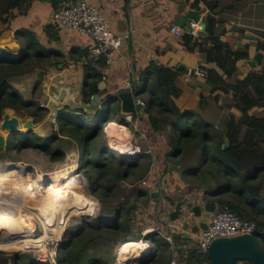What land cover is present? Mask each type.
I'll use <instances>...</instances> for the list:
<instances>
[{"label": "trees", "instance_id": "obj_1", "mask_svg": "<svg viewBox=\"0 0 264 264\" xmlns=\"http://www.w3.org/2000/svg\"><path fill=\"white\" fill-rule=\"evenodd\" d=\"M33 1L35 0H0V38L13 30L12 11L18 10L20 16H23ZM54 5L56 7L57 2H54ZM3 15L10 19L4 18ZM205 22L208 37L200 40L185 34L184 47L189 52L200 49L204 55V63L215 64L217 69H208V79L214 84L211 93L221 90L230 94L228 82L235 76L237 64L250 58L252 45L247 42L242 48H237L234 39L223 42L221 37L225 36L226 32L217 30L223 21L208 15ZM257 41V47L264 52V40L257 38ZM8 46V49L0 46V79L1 75L4 76L0 80V120L2 110L7 107L15 109L19 114L34 117L41 111L39 105L24 101L15 90L5 87V82L28 71L19 70L18 67L16 70L11 66L17 63L14 61L15 54L19 55L23 50L20 54L24 56L20 62L26 67L33 63L35 55L31 50L38 44L33 37H27L22 47L16 43ZM36 57L40 58L39 62L45 64L50 58L47 53H37ZM55 64L52 63L51 66ZM144 73L147 76L144 92L149 98L145 109L147 116L143 118V122L147 137H156L160 149L163 150L159 149V158L164 159V163H158L159 166L166 168L165 162V165L171 164L170 170L179 166L181 180L185 184L197 185L205 191V195L212 197V203H217L220 207L229 206L241 219L256 222L258 229L255 235L258 240L260 233L264 231V221L261 223L258 219L263 215L260 204L264 203V116L258 117L252 113L260 107L264 108V74L252 71L243 81L238 82L229 107L239 111L240 115L232 116L225 133H221L200 114L193 111L181 112L177 107L175 99L182 93L177 85L181 70L151 63ZM101 77L99 71H87L82 92L83 100L90 102L94 95L100 94ZM103 107L98 121H94L96 116L92 120L82 112H77L79 120L72 122L73 120L66 117L65 124L60 129L61 136L69 137L76 143L82 141L86 147L85 158L80 163L81 172L90 183L89 195L98 198L102 204V212L100 211L94 221L80 224L72 233L67 231L66 241L63 242L62 264H114L117 245L130 237L135 238L134 233H141L145 229L141 211L148 209L152 199L148 189L138 182L151 171V164L144 166V161L149 160L150 156L133 158L109 150L107 128L110 123L117 121L116 116L121 112L118 97H106ZM241 117H245L247 122H240ZM243 127L246 131L241 138ZM20 133L21 136L16 137L14 146L7 145L10 153L18 151L31 158H43L46 160L44 165L51 167H60L65 163V155L60 146L53 147L59 140L57 136L42 139L32 131ZM225 139H229L230 146L223 148ZM39 140H45L46 143L41 145ZM141 142L145 144L144 140ZM29 164L34 163L31 160ZM170 170L166 169L164 175ZM130 178H133L129 184L133 194L127 192L124 186ZM176 191L177 195L179 191ZM225 193L229 194L230 201L223 198ZM203 198L208 200L207 197ZM242 200L251 205V212L241 207ZM146 239L152 248L165 249L156 259L143 258L137 264L172 263L173 252L164 238L151 234ZM181 240L182 236H175V242L181 244ZM128 241L136 240L130 239L123 243ZM178 253L181 255L180 251ZM187 253V264L194 260L197 264H210L208 257L200 254L196 256L190 251ZM37 256V251L10 258L0 255V264H39L36 261Z\"/></svg>", "mask_w": 264, "mask_h": 264}, {"label": "crops", "instance_id": "obj_2", "mask_svg": "<svg viewBox=\"0 0 264 264\" xmlns=\"http://www.w3.org/2000/svg\"><path fill=\"white\" fill-rule=\"evenodd\" d=\"M83 1L96 6L100 10L109 29L117 37H130L124 43L121 50L117 53L115 64L112 66H104L103 69L99 71L100 75L102 76L101 83H104L105 85H103V88L100 90V94H98L101 106L97 109V114L101 112L106 97L117 96L119 93L124 92L121 91L120 88L126 81L131 80L133 83L132 86H136L137 78L141 79L142 77H147L144 73L145 69L148 68L151 63H157L158 65H163L178 71L181 70L177 80V85L181 89L182 93L178 99H175V103L181 112L193 111L197 114H200L201 117L205 116L206 118H210V120L215 123L217 126L216 128L221 133L226 131L232 116L240 115L239 111L228 107L230 104H232V93L236 91L238 86L235 89H232L229 86L231 88L230 94H225L221 90L211 93L214 84L208 78L206 79L194 75V70L200 68L209 72L208 69L216 68L215 64H205L204 55L200 49H196L194 52L187 51L184 47L183 38H178L173 35L171 33V27L179 26L184 32H186V34H189L187 28L191 29L192 21H196L195 19L187 18L189 15L198 14L203 20H205L208 15H212L215 16L216 19L223 21V23H221L217 29L218 32H226L225 36L221 38L223 42H227L228 39H234L236 41L237 48H242L247 42L248 44H251L252 47L250 58L246 61H240L237 64V72L235 76L228 82V84L235 83L238 85L239 81H243L250 72L257 71L260 67L258 66L257 69H252L250 65H248V61L252 60L258 52L264 53L257 47V38L264 40V0ZM54 2H57L56 7ZM59 3L60 0L33 1L28 7L27 13L25 15L20 16V13H17L15 16H12L14 17L12 21L13 31L20 29L19 31H23L26 34V37H33L35 41L37 39L44 48L43 52L41 53L46 54L50 52L48 56L52 62H56L62 58L65 60L64 63L66 62L67 65L62 69H58L57 71L49 74V80L58 78L63 83H82L83 86H85L84 83L87 71L94 70L87 61V50L91 44V40L87 36H82L78 32L54 25L52 22V14L56 10ZM196 22L199 31L200 23L198 21ZM17 33L22 36L20 38L25 39V36L22 32ZM248 35H252V37L255 39L247 40L245 37ZM193 37L198 38L197 36ZM198 39L204 40L205 38ZM44 64L45 63L42 62L41 65L36 68L46 69V66L42 67ZM50 66L48 65V67ZM54 66H56V64ZM216 71L219 72L218 70ZM133 77H136V79ZM146 84L147 79L145 85ZM142 93L145 94L147 99L149 98V95L145 93L144 90ZM201 96H203L202 100ZM81 97L82 95H80L78 100H81ZM137 99L147 104V99L144 100L139 96H137ZM118 103L121 109V114H117L116 120L120 121L123 119L120 118V116H123L124 113L122 112L121 102L118 101ZM228 109H230V111ZM144 117L146 116L142 115V118ZM117 121L111 123L112 127L116 129V134L119 133L117 129H120L121 131V129H123L121 128V125H124ZM161 160L164 159L161 158ZM158 163L159 162L153 166V171L149 174V179L155 183L159 182V184L164 189V192H162L164 195L169 196L171 193V197L179 196V199H177L178 202L187 199L188 193H185L184 189V185L186 184L181 180L179 171L173 167L174 169L167 172L165 176V171L161 172L162 169L159 167ZM178 168L180 167L178 166ZM161 178L163 180L162 182L160 180ZM173 181H177L175 185L172 184ZM169 182H171V185ZM176 189L179 191L177 195ZM148 190L149 194H151L152 192H150V190L152 191V188H148ZM193 198L196 197L193 196ZM193 198H188L187 200L195 203ZM204 199L205 198H203V201ZM207 201L212 202L213 200L209 199ZM241 202L240 205L244 207V210L251 212V205L243 200ZM149 204L150 205L148 209L142 210L141 214L145 216L147 213H151L155 215V217H158L161 223L155 222V224H157L154 226L156 229L159 226H165V222H163V219L158 215L157 210L160 200L152 199ZM195 204L203 206L202 199H200L199 203ZM215 204L216 207H220L218 206L219 204ZM67 214L68 212H66V216ZM76 216L79 217L77 212L68 215L67 217L72 219V217ZM210 217L211 214L205 212L201 219L195 221L197 224L200 222L206 223ZM178 222L182 225V221ZM153 234L160 237V235L156 233ZM176 236L180 237L182 236V233L180 232L179 235ZM126 240H130V238ZM126 240L120 242L117 247ZM174 243L175 244L173 247H171L169 244L171 251H175H172L174 259L171 264H187L186 256L188 253H186L185 256H183L181 252V255L178 253L180 251V246L185 247L186 252L189 251L185 244V240H183L181 244L179 243V246L176 244V242ZM164 249V247L152 248L151 253L149 256H147V258L151 260L156 259L157 256H159L161 252L164 251ZM115 254L116 250L114 253V260ZM114 264H116L115 261ZM194 264H197L196 261Z\"/></svg>", "mask_w": 264, "mask_h": 264}, {"label": "built area", "instance_id": "obj_3", "mask_svg": "<svg viewBox=\"0 0 264 264\" xmlns=\"http://www.w3.org/2000/svg\"><path fill=\"white\" fill-rule=\"evenodd\" d=\"M52 20L54 21L55 26L78 32L82 36H87L91 40V44L87 50V61L96 71H101L104 66L114 65L116 62L117 53L121 50L124 43L130 38L129 36L117 37L109 29L100 10L96 6L83 0L61 1L52 14ZM197 32L198 25L197 22L193 20L189 34L192 36H196ZM171 33L178 38H183L186 34V32H184L183 29L179 26H172ZM257 72L264 74V65L260 66ZM194 75L206 79L208 78V72L200 68L194 70ZM132 84L133 83L131 82V80L126 81L121 86V91H130L132 88ZM136 105H140L142 109L147 108V104L139 99ZM41 106L46 107L45 104H42ZM125 114L126 123L128 125H132L135 132L141 130V122L143 118L140 112L136 111L133 114ZM54 124L56 125V123ZM110 126L111 123L107 128V144L110 151L133 158H141L147 154H151L150 152L142 150L140 147L134 145V135L131 134L128 129L122 130L126 135L125 140L122 141L121 138H116L115 135H113ZM142 133L143 134H140L142 136L141 138L147 139L148 141V137H146L145 131H142ZM41 183L44 186L48 185L47 183H44L43 180L41 181ZM141 184L146 189L152 188V191L150 190V192H158L160 194V204L157 206V210L159 212V216L165 222V226H163L164 230L160 231L155 227L144 230L141 233L142 238L137 240V246L131 248L132 251L130 250L131 252H128L126 256L121 257L119 254H117L118 247L121 245L120 244L116 249V264H132L140 258L149 256L152 250L150 242L146 239L149 234L156 233L160 235V237L164 238L171 245V247H173L175 244V236L179 235L180 232L182 234L184 233L182 228L183 224L181 225V223H179L178 221H171L170 214L172 208L169 204H166L164 199L165 195L162 193L164 192V189L159 184V182L155 183L152 180L148 179L147 181L144 180L143 182H141ZM203 197V193L200 194V199H202V202ZM200 199H198L197 201H193L195 203H199ZM100 209L101 208L98 205L95 206V211L90 216V218L98 217V215L100 214ZM65 212V206H61L59 209H57V211H54L52 213L49 218L50 221H47V224L50 225V228H55L59 231H62V235L60 238L61 240H58V238L50 237L45 241L43 246L38 247L35 250H29V252H39L36 258V261L39 264H62L60 262V254L63 248L62 236L63 233L69 228L68 225L67 227L65 226V220H68L67 224L70 221V219L67 218ZM41 223L42 221L37 220L34 227V231L35 228H37L40 233L38 235H35L34 232H32L31 235H43L44 232L41 228L43 227ZM206 225V230L199 229L197 233H190V240H194L196 242V249L203 257L208 256L210 245L214 240L218 238H231L246 234L255 235L258 229L256 222L241 219L229 206L216 207L215 212L211 213V217L206 222ZM136 249H138V252H136ZM172 251L175 252L174 250ZM0 255H5V252H0Z\"/></svg>", "mask_w": 264, "mask_h": 264}, {"label": "water", "instance_id": "obj_4", "mask_svg": "<svg viewBox=\"0 0 264 264\" xmlns=\"http://www.w3.org/2000/svg\"><path fill=\"white\" fill-rule=\"evenodd\" d=\"M187 18L195 19L200 23V30L197 33L198 38H207L208 33L206 32L207 24L198 14H191ZM190 32V28H187ZM247 40H254L252 36H246ZM264 53L258 52L252 60L248 61V65L252 69H257L258 66L263 64ZM63 65L58 67L52 66L46 69H39L35 73L27 72L22 75H15L9 78L5 82V87L12 88L15 90L24 101L32 102L33 88L36 83H43L46 87L44 91V97L47 99V107L50 109L51 114L49 122H57L59 117V122L62 121L70 115L77 114V112H82L83 114H91L95 109L101 106L98 95H94L90 102H86L80 95L84 90L82 83L79 84H68L61 82L58 78L48 79L49 74L58 69H62ZM140 78H137L138 82ZM104 83L99 84V89L103 88ZM232 89L237 88V84H228ZM22 88L20 92L17 88ZM137 85L132 86L130 91H124L117 95L118 101L121 102L122 112L125 113H135L140 112L141 115H146V111L142 109L140 105L137 104ZM13 108L7 107L1 112L0 120V152L5 150L8 145L9 139L14 138L16 132L27 133L32 131L37 137L42 139H47L51 137H41L39 132L41 131V124L34 123L33 116L28 115L25 120H22V116ZM46 118H43L45 121ZM240 122L246 123L247 119L245 117L240 118ZM35 132H34V131ZM15 140V138H14ZM229 139H225L223 148L229 147ZM62 152L65 155V163L60 167L43 166L35 168L39 176L48 179L50 181L57 180L59 177L63 176L70 170H76L77 172V162L82 163L85 158V154H81L79 158V153L77 152L76 143L64 142L62 144ZM27 165V163H22ZM74 172V173H76ZM152 199L159 200L160 194L158 192H152L150 194ZM166 200L169 202L173 212L170 214L171 221H182V228L184 234H182L183 240H190V233H197L199 229L206 230L207 225L204 222L197 224L195 220H199L203 217V211L206 213H214L216 210V204L203 201L202 205H195L194 203L188 202L187 199L177 201L171 196H166ZM135 228V226H134ZM191 230V231H190ZM141 234L136 236V239H141ZM179 246L180 244L176 242ZM180 252L183 256L186 255V248L183 246L179 247ZM208 260L210 264H237L240 262H245L247 264H264V249L257 240L256 235H240L231 238H218L214 240L209 248ZM195 261L192 262L194 264Z\"/></svg>", "mask_w": 264, "mask_h": 264}, {"label": "rangeland", "instance_id": "obj_5", "mask_svg": "<svg viewBox=\"0 0 264 264\" xmlns=\"http://www.w3.org/2000/svg\"><path fill=\"white\" fill-rule=\"evenodd\" d=\"M1 8H2V6H0V9ZM17 13L19 14V11L18 10L12 11V16H15V14H17ZM263 13H264V4H263ZM3 16H4V18L5 17H8L7 15H3ZM8 18L10 19V17H8ZM11 18H12V21H13V18L14 17H11ZM52 22L54 23L53 20H52ZM263 26H264V18H263ZM0 27H2L1 21H0ZM19 30L20 29L14 30V31L12 30L11 33H8V34L4 35L3 37H1L0 38V46H3L5 49H8L9 48L8 44L16 43V44L19 45V47H22V45L25 44V42L27 40V37H26V34L23 31H19ZM16 31L17 32H22L23 35L25 36V39L26 40L23 39V38H20L22 36L19 35ZM248 36H250V35H248ZM263 37H264V28H263ZM36 43L38 44V46H36V48L34 50H31L32 53L35 55L34 56L35 59L32 60L33 63H30L28 66L24 67L23 63L20 62L23 59V56H24V55L20 54L21 52H23V50H22L19 53V55L18 54H15L16 57H15V60L14 61L17 62V63H15V64H13L11 66L13 68H15V69H16V67H18L19 70L26 69V70H28L27 72H31V73L37 72L39 69H37L36 67H39L41 65V62H39L40 58H37L36 55H37V53L43 52V49L44 48L42 47V45L40 44V42L37 39H36ZM49 54L50 53H47V56ZM50 56H52V55H50ZM58 61H59V63H56V66L55 67H58L59 65H63V67H65L67 65L66 62L64 63L65 60L63 58L60 59V60H58ZM52 63H55V62H52L51 59L49 58L46 61V64H44L42 67H45L46 66V68H49L48 65L50 66ZM50 67H52V66H50ZM6 74H8V73H6ZM3 77L4 76L1 75V79L0 80H2ZM145 83H146V78L145 77H142L138 82H136V85L138 86V89L136 91V95L139 96L140 98L144 99V100L147 99V97L145 96V94L142 93V91L144 90ZM3 86H4V83H3ZM21 89L22 88H20V87L17 88V90L19 91V93L20 92H23V91H21ZM45 90H46V87L43 86V83H36L35 87L33 88V92H32L33 97H32V100L31 101L34 102V103H36V104H38L39 107L41 108V111L38 112L37 115L33 117V120H34V123H40V122H42V124H41V131L39 132V135L41 137L46 138V137H55V136H57L59 138V140L56 143L53 144V147L56 148L57 146H60V149L62 150V144L65 141L66 142H70V143H74L75 141H73V139H71L69 137H63V136H61L59 134L60 133L61 126H63L65 124L66 118H65V120L62 121V123L59 122V117L56 118L57 119V122L56 121L54 122V123H56V125L54 123L49 122V119H51V118H49L50 117V114H51V111L47 107V99H46V97H44V94H45L44 91ZM147 101H148V99H147ZM42 104H45L46 107H42L41 106ZM204 105H205V103H204ZM204 105H203V107H204ZM103 108L104 107H102V110H103ZM228 110L230 111V109H228ZM100 113L97 114V109H95L94 112H92L91 114L89 113L87 115L86 114H84V115H86V117L88 119H92L93 117L96 116L95 117L96 119L94 121H98L99 118H100V116H101ZM119 114H121V112H119ZM252 114L255 115V116H258V117H262V116H264V108L260 107L259 109L253 111ZM84 115H82V117ZM19 116H22L21 117L22 120H25L26 117H29L28 115H25L24 113H21ZM202 117L208 123H210L211 125H213L212 127H217L215 125V123L210 120V118H206L205 116H202ZM43 118H46V120L43 121ZM67 118L73 120L72 122H77L79 120L77 114H73V115L67 116ZM120 118H123V119L120 120L119 123L120 124H126V127H127L128 131L131 134L134 135V138H135L134 139V145L140 147L142 150H146L147 152H150L151 153V154H149L150 155V159L144 161V166L145 167H147L148 164H151V169H150L151 170L150 173H151L153 171V169H152L153 166L156 165L157 162H160L161 161V162L164 163V160L159 159V149H160V146H159V143L157 142V138L154 137V136H152L150 138L148 137V141H147V139H144L145 144H142L141 141H143V140H142V138H141L142 136L140 134H143L142 131L144 132L146 130L144 122L143 121L141 122V130L142 131L139 130V131L135 132L134 129H133V127H132V125H128L126 123V114H123V116L121 115ZM110 128H111V132H113V135H115V137H119L116 134V129L114 127H112V126H110ZM245 131H246V128L243 127L242 128V133H241V138L243 137ZM15 134H16L15 139H16V137L18 138L19 136H21V133L19 131H18V133L16 132ZM65 135L71 136L69 134H65ZM145 135L147 137V133H145ZM14 142H15V140L12 137L11 139H9L8 144H10V146H14ZM38 143L42 145V144H45L46 141L45 140H39ZM76 146H77V152L79 153V158H80L81 157V154H85L86 153V147L84 146V144L82 143V141L77 142L76 143ZM160 150L163 151L162 149H160ZM201 159H202V156H201ZM31 160H32V163H34V164H29V162H31ZM21 162L22 163H25V164L27 163V165H24V164L22 165ZM45 162H46V160L43 159V158H40V157H33V158H31L29 156L24 155L23 153H19L18 151H16V152L14 151L13 153H10L9 150H8V146L5 148V150H3L2 152H0V172H1V170H4L5 171L4 173H6L10 169L18 168V170L21 173V178H23L25 180L30 179L31 181H40V179H41V181L43 180L44 183H47L48 181H50L48 179H45V178L39 176V174L37 173V171L35 169L37 167L46 166V165H44ZM80 162L81 161L79 159V162H77V168L78 169H77V172H76V170H75V172L77 173L76 174L77 177H79L81 179L82 185L81 184L78 185L77 186V190L74 191V193H77L78 194V193H80V191H82L85 194H89V191H90V183H89L88 179L85 177V175L81 172V169L82 168H80ZM20 164H21V166H19ZM165 164H166V162H165ZM165 164H164V166L166 168H164L163 166H161V167L159 166L162 169L161 172L166 171V169L167 170L168 169L169 170L171 169L170 168V165L171 164H167V165H165ZM180 170H181L180 168H177V171H180ZM69 173H70V171H68L63 176L59 177L57 180H53L54 182L52 183V185H49L48 184L47 186H44L45 189H46V187L49 188L51 186L49 188V191H47L48 189H46V193L47 194H45L44 197L45 196L48 197V195L53 194L52 191L58 189V187H59V185L61 183L64 184L68 180V178H66V176L70 177L69 176ZM140 175H142V173ZM251 176H252V174H251ZM149 178H150L149 175L144 176L138 182V184H140L144 179H145V181H147ZM19 179L20 178L17 177L15 180H19ZM132 180H133V178H130L127 181V183L125 182V184H124L125 188L127 189V192L129 191V193H131V194H133V192L130 191V190H132V187L129 184L132 182ZM160 180H161V182L163 181L162 178ZM176 182L177 181H173L172 184L175 185ZM169 183L171 185V182H169ZM219 184L221 186V179L220 178H219ZM62 185H61V187H62ZM45 189H43V192H45ZM184 189H185V193H188V195H187L188 198H191L192 199L193 198V195H194L196 198H193V199L196 200V201L198 199H200V193L201 192L203 193L204 197H207L208 200L209 199H212L211 196L205 195V191H203V189L202 188H199L197 185H192V184L189 185V184H186V185H184ZM65 192L67 193V192H70V191H65ZM42 193H41V195H42ZM71 193H73V192H71ZM169 196H172V194L170 193ZM71 197H72V195L69 197V200H70L69 202L63 204V206H65V209L68 212V215L74 214L77 211V207L74 208V204H75L74 201H76L78 199L77 198L78 196L77 197L76 196L75 197L73 196L72 199H71ZM173 198H175V200L179 199L178 196H173ZM223 198L224 199H228V201H230L229 200L230 196H229L228 193H225L224 196H223ZM95 199L97 200V202H98L97 204L101 208V212H102V204H101L100 200L98 198H95ZM164 199H165L166 204H169V202L166 200V195H165ZM188 202H190V201L188 200ZM190 203H192V202H190ZM241 207L244 209L243 206H241ZM260 208H263L264 209V203L260 204ZM70 210H72V211H70ZM173 210L174 209H172L171 212H173ZM204 213L205 212L203 211V214ZM93 219L94 218H90V216H88V215L87 216H79V217L76 216V217H72V219L68 223L69 228L63 233L62 241L63 242L66 241L67 231L72 233L73 230L76 231L78 229V227L80 226V224L86 223V222H88L90 220H93ZM258 219H259V221L261 223H263V215L261 217H259ZM33 221H34L33 218H29L28 219V228L30 229L31 232H34L35 235H38L40 233V231L37 228H35V231H34L35 225H33ZM142 222L144 223V228H145L144 230H147L148 228H151V227L156 226L157 224H155V222L161 223V221H160V219L158 217H155V215L150 214V213H147L143 217ZM157 229L160 230V231H163L164 230V227L159 226ZM138 234H140L138 231L136 233H134L135 238H136V236ZM47 239H49V237L46 238V240ZM130 239H134V238L133 237H130ZM258 241H259L260 245L263 246V249H264V231H262L260 233V237L258 238ZM182 242H183V240H182ZM185 244H186V246H187V248L189 249L190 252H193L196 256L199 255V252L196 249V242L194 240H186L185 241ZM2 251L5 252V256H7L8 258H10L12 256H16V255L29 254V250H25V251H22V252H14V253L6 252L5 250H0V252H2ZM62 253H63V249L61 250V254H60V262H61V258H62V255H63ZM38 254H39V252H38ZM139 261L140 260H137L136 262H134L132 264H137ZM237 264H247V263L240 262V263H237Z\"/></svg>", "mask_w": 264, "mask_h": 264}, {"label": "bare ground", "instance_id": "obj_6", "mask_svg": "<svg viewBox=\"0 0 264 264\" xmlns=\"http://www.w3.org/2000/svg\"><path fill=\"white\" fill-rule=\"evenodd\" d=\"M121 128H123L121 131L117 129L119 131L117 136L124 141L126 135L122 130L127 129L126 124L121 125ZM4 172V170L0 172V250L10 253L22 252L43 246L48 237L61 240L62 231L50 228L47 221H50L49 218L54 211L70 201L69 197L71 195L72 197L78 196V199L74 201V208L77 207L76 212L79 216H91L95 211V206L98 205L93 196L86 195L82 191L78 194L74 193L77 186L81 184L80 178L74 175V170H70V177L66 176L68 180L64 184L61 183L58 189L52 191L53 194L48 195V197H44V195L47 194L46 189L49 191L51 186L45 189L41 179L38 182L30 179L25 180L21 178L18 168ZM17 177L20 179L15 180ZM50 182L54 181H48L47 184L52 185ZM43 189H45V192H43ZM65 191L70 192L66 193ZM29 218L34 219L33 225L37 220L42 221L43 235H31L32 232L28 228ZM67 222L68 220H65V226H67ZM137 244V240L123 243L118 247L117 254L121 257L126 256L128 252L132 251L131 248L136 247ZM137 250L136 252H138Z\"/></svg>", "mask_w": 264, "mask_h": 264}, {"label": "clouds", "instance_id": "obj_7", "mask_svg": "<svg viewBox=\"0 0 264 264\" xmlns=\"http://www.w3.org/2000/svg\"><path fill=\"white\" fill-rule=\"evenodd\" d=\"M75 174H76V173H75ZM75 174H74V175H75ZM148 192H149V190H148ZM87 195H89V194H87ZM90 196H92V195H90ZM100 211H101V209H100ZM94 219H95V218H94ZM143 231H144V230H143ZM143 231H142V232H143ZM142 232H141V233H142ZM141 233H140V234H141ZM149 235H151V234H149ZM149 235H148V236H149ZM135 240H138V239H135ZM62 249H63V248H62ZM145 258H147V257H145ZM142 259H143V258H142ZM140 260H141V259H140Z\"/></svg>", "mask_w": 264, "mask_h": 264}]
</instances>
